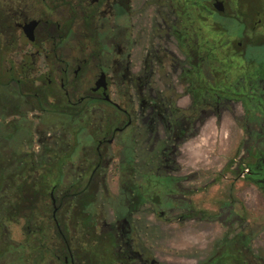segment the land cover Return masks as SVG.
I'll return each mask as SVG.
<instances>
[{
	"label": "flooded vegetation",
	"instance_id": "flooded-vegetation-1",
	"mask_svg": "<svg viewBox=\"0 0 264 264\" xmlns=\"http://www.w3.org/2000/svg\"><path fill=\"white\" fill-rule=\"evenodd\" d=\"M142 43L146 49L134 72L132 53ZM0 59L16 63H10L6 83L21 99V136L27 134L28 114H35L43 153L50 151V159L62 154L70 163L76 151L89 148L82 157L85 169L94 166L92 172L102 170L105 153L118 142L124 140L120 145L127 154L140 132L148 136L155 132L158 137V123L167 140L177 143L203 108L217 114L219 108L240 104L243 140L219 176L241 180L264 200V0H0ZM234 60L242 71L236 76ZM174 75L178 93L190 97L184 110L176 106L180 96L169 80ZM93 110L98 118L92 119ZM160 114L162 121L157 119ZM54 128L60 129L64 140L59 146L58 136L45 133ZM7 177L0 174V186ZM59 183L32 190L34 197L21 192V211L24 204L35 205L34 211L36 205L43 206L37 218L45 222L42 219L36 229H30L33 220L24 213L20 219L13 217L8 201L0 199V264L13 248L7 237L10 220H21V240L15 250L28 246L33 231L42 234L48 227L61 245L54 262L79 264L61 221L74 216V197ZM182 192L178 201L189 208H183L179 221L210 219L227 226L238 221L247 225L241 234L254 235L245 220L244 204L235 210V201L229 198L218 215H210L192 209L191 189ZM141 201L135 197L128 213L113 208L114 223L100 229L94 250L84 245L87 260L81 264H158L138 243L129 222ZM157 217L162 219V213ZM105 236L112 248L107 255ZM199 264L264 263L251 257L244 243L215 246L210 259Z\"/></svg>",
	"mask_w": 264,
	"mask_h": 264
},
{
	"label": "rangeland",
	"instance_id": "rangeland-1",
	"mask_svg": "<svg viewBox=\"0 0 264 264\" xmlns=\"http://www.w3.org/2000/svg\"><path fill=\"white\" fill-rule=\"evenodd\" d=\"M139 21L144 22V19ZM145 49L146 45L142 43L133 50L131 59L134 72H137L141 66ZM237 62L234 60L232 72L234 76L242 72ZM10 63L16 64L14 61L0 59V84H7L6 73ZM169 80L171 84H176L177 77L169 76ZM14 89L12 84H7L6 89L0 92V129L1 124H8L10 127L21 126V123L17 122L20 120L18 116H21V99L17 93H13ZM174 91L177 96H180L176 101L177 109H186L190 103L189 95L185 93L183 96L181 92L178 93L177 84ZM19 93L21 94V89ZM112 94L114 96V93ZM96 112L93 110L92 119L98 118ZM242 114V107L237 103L228 109L219 108L217 114L203 108L198 116L191 118L187 136L177 143L167 140L160 131L161 125L158 123V137L155 132L151 136L140 132L137 139L133 140L131 147H128L127 154L125 151L127 148L120 145L124 140L118 142L105 153L102 170L95 172H92L94 166L85 169L83 162L82 155L87 156L89 148L76 151L75 159L73 162L69 161L70 163L62 154L58 153L53 157L54 159H50V151L43 153L40 125L38 120L32 117L35 114H28L30 122L27 125L26 135L21 136L20 133V137L16 139L10 137L11 128L7 127L2 128L3 131L0 133V174L8 175L3 187L0 186V199L8 201L9 213L13 217L20 219L21 214L24 213L26 218L33 220L30 223L32 230L43 219L37 218L38 209H42L43 206L36 205V211H34L35 205L33 207L31 204H24L25 211H21V197L12 195L10 190V186L15 187L19 184L16 179L11 180L14 178L11 171L16 169L17 160H21V168H23L21 169L23 172L21 192L26 193L29 190L30 197L35 195L32 190L40 188L43 191L44 188H49L52 182H61L58 187L64 186L68 190L67 194L73 196L90 182L88 189L91 196L86 198H88L87 203H94V212L91 215L86 213L88 215L85 214L84 219L85 225L93 227V230L83 229L81 234L78 233L77 225L80 224L81 215L75 212L77 198L74 196V216L61 220L76 261L81 264L87 260V257L85 247L83 248L79 243L82 240L85 244L90 240L98 243L100 229L114 223L113 208L120 207L122 214L128 213L132 200L135 197H141L142 201L132 212L134 214L129 222L143 250L148 251L158 264H199L210 259L215 246L236 244L241 247L244 240L238 236L241 234L240 230L247 225L235 221L233 225L227 226L219 220L210 219L179 221L178 217L184 212L183 208H189L186 205H180L181 201H178L182 198V190L183 188L191 189L188 196L192 209L196 207L199 209L197 211L210 215H218V209L231 198L235 201V210H239V207L244 204L245 220L249 222V228L254 232L248 244L250 256H258L264 263L263 198L255 189L243 184L241 180L228 179L227 181L219 176L225 164L232 158L236 146L243 140ZM146 115L142 116L145 118ZM161 115L157 118L159 121H162ZM93 122L96 123L97 120ZM45 133L58 136V146L64 142L59 136V128ZM148 138L149 141H147ZM75 142L74 139V145ZM169 152L172 154L170 155ZM39 161L40 166L37 163ZM66 164L67 167L64 169ZM32 165L35 167H31ZM47 175L48 178H42ZM194 175L198 177L196 180L190 177ZM184 178H187L186 183L182 182ZM44 181H47L48 186ZM32 182H41L42 185H33ZM200 186L203 188L193 192L192 188ZM158 212L162 213V219L157 217ZM90 218L92 221L89 220ZM75 219L78 221L76 225ZM10 222L7 237L10 245L13 244V248L8 250L9 254L3 259V264H39L40 262L41 264H57L54 261L56 255L60 254L61 245L53 231H50L48 227L42 234H36L33 231L28 237V246L19 251L15 248L21 240V220L15 222L10 220ZM124 222L127 223V221ZM225 237H227L226 241ZM107 238L109 237L105 236L103 241L105 255L108 249L112 250Z\"/></svg>",
	"mask_w": 264,
	"mask_h": 264
},
{
	"label": "trees",
	"instance_id": "trees-1",
	"mask_svg": "<svg viewBox=\"0 0 264 264\" xmlns=\"http://www.w3.org/2000/svg\"><path fill=\"white\" fill-rule=\"evenodd\" d=\"M6 87H7V84H0V92H2V91H4L5 89H6ZM20 121V122H19ZM19 121H17L19 124L21 123V119L19 120ZM2 126H1V129H0V133L3 131L2 130V128H4V127H7V128H11V132L12 133H10L9 135H10V137H13V138H18V136L20 137V128H21V126L20 125H16V126H9L8 124H1ZM4 133V132H3ZM20 170V172H17V171H19ZM11 174L14 176V178H11V180H13V181H15L14 179H16L17 181H19V184H17V186H15V187H13V186H10V190L12 191V195H15L16 197H21V160H17V164H16V169L15 170H13V171H11ZM49 176L47 175V176H43L42 178L43 179H46V178H48ZM90 183V182H89ZM89 183H88V185H89ZM88 185H86V186H84L83 187V189L82 190H80L79 192H77V193H74L73 194V196L74 197H76V198H86L87 196L89 197V196H91L90 195V189H88ZM26 194L27 195H29L30 193H29V190H27V192H26ZM19 202V201H18ZM94 203L93 202H89V203H87V202H83V201H77L76 203H75V206H76V208H75V212L79 215H81V218L79 219V221H80V224H78L77 225V227H78V233L79 234H81V232H82V230L83 229H88V230H93L92 228L93 227H91V226H89V225H85V219H84V215L86 214V213H89L90 215L91 214H93V207H94V205H93ZM90 221H92L91 220V218L89 219ZM88 220V221H89ZM86 221H87V219H86ZM77 220L75 219V225L77 224ZM11 223V222H10ZM83 235V234H82ZM86 235V234H85ZM81 237V236H80ZM238 238H240V239H244V243L247 245V244H249V242H250V240H251V238H247L245 235H243V234H240L239 236H238ZM224 240L226 241L227 240V237H225L224 238ZM79 244H81L82 245V247L84 248L85 246L84 245H89V247L91 248V250H94L93 249V247L95 246H97L98 245V243H96V242H94L93 240H90L89 242H86V244L83 242V240L79 243Z\"/></svg>",
	"mask_w": 264,
	"mask_h": 264
}]
</instances>
